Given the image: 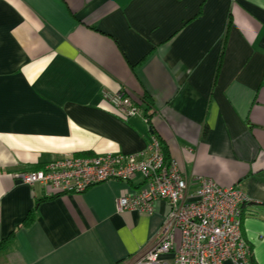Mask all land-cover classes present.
Listing matches in <instances>:
<instances>
[{
	"label": "crops",
	"instance_id": "0c3cea01",
	"mask_svg": "<svg viewBox=\"0 0 264 264\" xmlns=\"http://www.w3.org/2000/svg\"><path fill=\"white\" fill-rule=\"evenodd\" d=\"M118 91L142 114L122 119L102 96ZM151 133L187 178L245 193L241 234L264 264V0H0V241L13 235L0 264H128L150 249L167 205L115 210L139 178L58 195L16 175L134 153Z\"/></svg>",
	"mask_w": 264,
	"mask_h": 264
},
{
	"label": "built area",
	"instance_id": "2783aa9c",
	"mask_svg": "<svg viewBox=\"0 0 264 264\" xmlns=\"http://www.w3.org/2000/svg\"><path fill=\"white\" fill-rule=\"evenodd\" d=\"M102 96L122 119L142 114V104L123 91ZM143 120L147 123L145 116ZM135 178L140 186L116 200V212L151 215L157 201L164 202L168 211L154 245L128 264H168L166 255L171 256V264H252L241 234L242 207L249 201L245 193L208 178H187L176 161L164 158L152 134L146 146L134 153L67 156L16 175L25 185L49 186L58 194L82 193L107 181L128 183Z\"/></svg>",
	"mask_w": 264,
	"mask_h": 264
},
{
	"label": "trees",
	"instance_id": "16d2710c",
	"mask_svg": "<svg viewBox=\"0 0 264 264\" xmlns=\"http://www.w3.org/2000/svg\"><path fill=\"white\" fill-rule=\"evenodd\" d=\"M144 109H143V112H144V115H145V117L147 118V123H149L150 122V118H149V114H148V111H149V107L151 106V104H150V102L148 101V100H146V99H144ZM152 135H154L153 133H151ZM155 136V135H154ZM156 137V136H155ZM157 138V137H156ZM158 139V138H157ZM158 141H159V143H160V147H161V150H162V153H163V155H164V158L165 159H167L168 158V156H167V153H166V151L164 150V147H163V145L161 144V142H160V140L158 139ZM57 195V194H56ZM56 195H54V196H56ZM59 195V194H58ZM30 215H28L27 217H26V219L24 220V224H28L29 222H30V217H29ZM12 236L13 235H10L8 238H6V239H4V240H2V241H0V253L2 252V251H4L5 249H6V247H7V244H8V242H9V240L12 238Z\"/></svg>",
	"mask_w": 264,
	"mask_h": 264
}]
</instances>
